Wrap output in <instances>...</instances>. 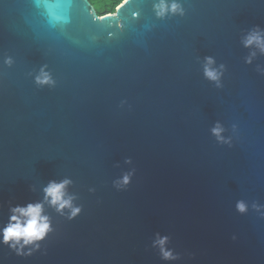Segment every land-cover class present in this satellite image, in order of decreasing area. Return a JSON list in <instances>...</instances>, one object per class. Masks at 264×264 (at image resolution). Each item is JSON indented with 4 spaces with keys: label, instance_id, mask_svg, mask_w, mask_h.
Returning <instances> with one entry per match:
<instances>
[{
    "label": "water",
    "instance_id": "1",
    "mask_svg": "<svg viewBox=\"0 0 264 264\" xmlns=\"http://www.w3.org/2000/svg\"><path fill=\"white\" fill-rule=\"evenodd\" d=\"M176 2L101 20L89 0H0V229L29 203L52 226L24 255L0 242V264H264V53L243 43L264 0ZM64 180L71 220L45 202Z\"/></svg>",
    "mask_w": 264,
    "mask_h": 264
},
{
    "label": "clouds",
    "instance_id": "2",
    "mask_svg": "<svg viewBox=\"0 0 264 264\" xmlns=\"http://www.w3.org/2000/svg\"><path fill=\"white\" fill-rule=\"evenodd\" d=\"M128 0H90V3L97 8L99 12H103L104 7L114 8L110 11L109 15H116L121 7L127 3ZM157 15L164 17L169 12L172 14H183L182 6L172 0V3H168V0H160V3L156 5ZM104 15H100L99 19H104ZM244 46L251 48L256 47L261 53H264V30L259 28L251 31L243 40ZM255 56V53H252ZM251 57L248 59V63H251ZM215 61L211 57L206 58L204 66L205 77L213 82L219 83L222 72L214 67ZM223 66H221L222 68ZM37 83L41 85H47L53 83L50 75L47 72L42 71L41 75L37 78ZM213 134L218 139H223L224 129L217 125L213 130ZM71 182L64 180L62 182H50L44 189L45 202L55 208V210L61 214L68 210L70 215L68 219H75L81 212V209L73 206L72 198L68 197L66 189ZM123 184L130 183V177L124 176ZM238 211L244 213L247 211V206L240 202L237 205ZM12 215L9 217V222L0 229V235H2L3 244L11 247L17 251L18 255H24V248L31 247L36 250L39 249L40 243H42L52 231L50 218L44 214V204L42 203H29L27 206H17L11 208ZM167 238H160L156 242L161 249L162 257L165 260H174L176 257L173 253L166 249ZM31 255V251L27 253Z\"/></svg>",
    "mask_w": 264,
    "mask_h": 264
},
{
    "label": "trees",
    "instance_id": "3",
    "mask_svg": "<svg viewBox=\"0 0 264 264\" xmlns=\"http://www.w3.org/2000/svg\"><path fill=\"white\" fill-rule=\"evenodd\" d=\"M90 1V0H89ZM92 4V3H91ZM96 9V11H97V13L99 14V15H105V14H108L110 11H113L114 10V8H109L108 6H105L104 7V10H103V12L101 13V12H99L98 10H97V8H95Z\"/></svg>",
    "mask_w": 264,
    "mask_h": 264
}]
</instances>
